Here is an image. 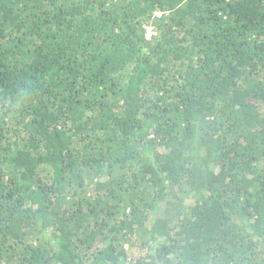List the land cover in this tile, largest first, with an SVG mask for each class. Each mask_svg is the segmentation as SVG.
<instances>
[{"label":"trees","instance_id":"obj_1","mask_svg":"<svg viewBox=\"0 0 264 264\" xmlns=\"http://www.w3.org/2000/svg\"><path fill=\"white\" fill-rule=\"evenodd\" d=\"M0 264H264V0H0Z\"/></svg>","mask_w":264,"mask_h":264},{"label":"built area","instance_id":"obj_2","mask_svg":"<svg viewBox=\"0 0 264 264\" xmlns=\"http://www.w3.org/2000/svg\"><path fill=\"white\" fill-rule=\"evenodd\" d=\"M153 34H155V31H154V29H153V27L152 26H150V27H148L147 29H146V37L147 38H149L151 35H153Z\"/></svg>","mask_w":264,"mask_h":264},{"label":"clouds","instance_id":"obj_3","mask_svg":"<svg viewBox=\"0 0 264 264\" xmlns=\"http://www.w3.org/2000/svg\"><path fill=\"white\" fill-rule=\"evenodd\" d=\"M148 27H150V26H148ZM148 27H147V28H148ZM145 33H146V32H145Z\"/></svg>","mask_w":264,"mask_h":264}]
</instances>
